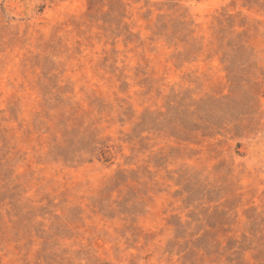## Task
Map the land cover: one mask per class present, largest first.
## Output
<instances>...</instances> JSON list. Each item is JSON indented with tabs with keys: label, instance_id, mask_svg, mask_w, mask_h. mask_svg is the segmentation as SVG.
I'll return each instance as SVG.
<instances>
[{
	"label": "rangeland",
	"instance_id": "obj_1",
	"mask_svg": "<svg viewBox=\"0 0 264 264\" xmlns=\"http://www.w3.org/2000/svg\"><path fill=\"white\" fill-rule=\"evenodd\" d=\"M0 264H264V0H0Z\"/></svg>",
	"mask_w": 264,
	"mask_h": 264
}]
</instances>
